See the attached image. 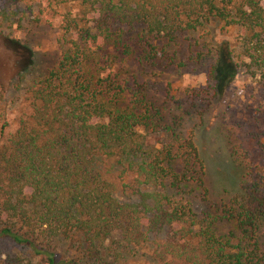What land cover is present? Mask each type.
Here are the masks:
<instances>
[{
	"label": "trees",
	"instance_id": "16d2710c",
	"mask_svg": "<svg viewBox=\"0 0 264 264\" xmlns=\"http://www.w3.org/2000/svg\"><path fill=\"white\" fill-rule=\"evenodd\" d=\"M20 1L0 0V20ZM44 1L78 11L61 15V58L26 90L30 113L0 142V250H8L0 264H98L114 237L152 245L153 264H264L262 177L245 167L228 203L208 205L195 134L180 137L173 124L167 142L147 148L139 90L129 97L103 74L104 47L133 55L124 29L135 34L138 63L174 64L166 50L214 21L240 32L242 67L264 94V0ZM216 50L219 96L238 66L229 47ZM0 124L2 135V113ZM197 200L204 208L196 212ZM61 240L78 243L77 258H57L51 245Z\"/></svg>",
	"mask_w": 264,
	"mask_h": 264
},
{
	"label": "rangeland",
	"instance_id": "374dc122",
	"mask_svg": "<svg viewBox=\"0 0 264 264\" xmlns=\"http://www.w3.org/2000/svg\"><path fill=\"white\" fill-rule=\"evenodd\" d=\"M67 11L76 13L78 6L26 0L9 10L7 20H0V113L7 122L0 142L13 134L20 120L30 113L26 90L60 60L63 49L60 17ZM124 31L127 33L124 40L133 45V55L126 58L121 49L104 47L103 54L110 56L111 62L103 74L117 80L129 97L139 90L137 99L143 102L149 118L147 130L138 128L144 145L158 149L168 141L165 131L173 124L180 137L194 133L210 206L228 203L238 191L247 166L264 182V94L242 67L245 59L240 57V32L222 28L212 21L196 33L182 35L178 44L166 50L174 64L155 61L152 65H141L140 53L134 46L135 34L128 29ZM221 45L233 51L238 68L224 92L217 96L212 68L216 49ZM117 195L121 201H127L123 194ZM202 205L197 200L194 210L200 211L204 208ZM260 241L264 242V238ZM112 243L119 246V254L109 251L108 247L114 244L108 242L98 264H153L152 245L125 247L118 243V237ZM51 248L57 258L71 259L79 255L78 243L70 240L55 241ZM7 252L0 250L2 255Z\"/></svg>",
	"mask_w": 264,
	"mask_h": 264
}]
</instances>
